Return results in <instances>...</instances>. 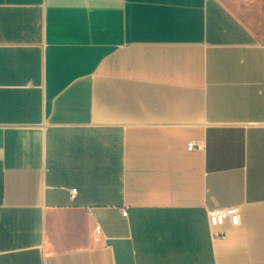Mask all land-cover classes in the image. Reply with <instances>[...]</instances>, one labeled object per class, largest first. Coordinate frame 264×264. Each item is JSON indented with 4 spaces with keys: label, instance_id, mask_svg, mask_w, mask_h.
Returning a JSON list of instances; mask_svg holds the SVG:
<instances>
[{
    "label": "crops",
    "instance_id": "1",
    "mask_svg": "<svg viewBox=\"0 0 264 264\" xmlns=\"http://www.w3.org/2000/svg\"><path fill=\"white\" fill-rule=\"evenodd\" d=\"M0 264H264V0H0Z\"/></svg>",
    "mask_w": 264,
    "mask_h": 264
},
{
    "label": "built area",
    "instance_id": "2",
    "mask_svg": "<svg viewBox=\"0 0 264 264\" xmlns=\"http://www.w3.org/2000/svg\"><path fill=\"white\" fill-rule=\"evenodd\" d=\"M195 149V145L190 143L187 145V150L191 151ZM72 195L76 194V190H73ZM122 216H126L125 211H121ZM226 220H228L230 226L235 228L239 225V213L236 208L214 209L208 213V222L212 229L221 228L224 226ZM95 235H100V228L95 227ZM218 238L225 237V233L219 231L216 235Z\"/></svg>",
    "mask_w": 264,
    "mask_h": 264
}]
</instances>
